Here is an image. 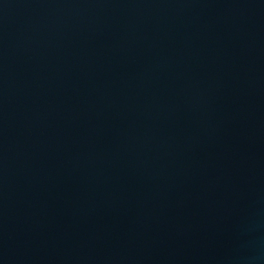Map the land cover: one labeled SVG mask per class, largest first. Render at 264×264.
Returning <instances> with one entry per match:
<instances>
[{
	"label": "water",
	"instance_id": "water-1",
	"mask_svg": "<svg viewBox=\"0 0 264 264\" xmlns=\"http://www.w3.org/2000/svg\"><path fill=\"white\" fill-rule=\"evenodd\" d=\"M0 264H264V0H0Z\"/></svg>",
	"mask_w": 264,
	"mask_h": 264
}]
</instances>
